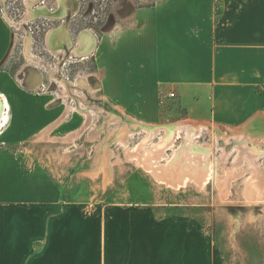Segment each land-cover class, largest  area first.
<instances>
[{
	"label": "crops",
	"instance_id": "0c3cea01",
	"mask_svg": "<svg viewBox=\"0 0 264 264\" xmlns=\"http://www.w3.org/2000/svg\"><path fill=\"white\" fill-rule=\"evenodd\" d=\"M116 27L92 55L112 101L106 114L152 127L193 124L207 152V178L208 160L220 165L218 172L232 166L240 177L250 175V159L264 171V0H161L132 11L119 32ZM11 28L0 16V97L7 117L0 119V264H230L209 224L208 211L217 204L108 202L114 176L107 167L94 165L82 176L68 166L33 164L24 150L11 148L29 138L33 119L48 126L63 114L25 104L1 71ZM146 170L161 178L160 171ZM90 174L103 180L102 197ZM248 205L264 211V203ZM256 238L264 264V237Z\"/></svg>",
	"mask_w": 264,
	"mask_h": 264
},
{
	"label": "rangeland",
	"instance_id": "374dc122",
	"mask_svg": "<svg viewBox=\"0 0 264 264\" xmlns=\"http://www.w3.org/2000/svg\"><path fill=\"white\" fill-rule=\"evenodd\" d=\"M159 1L161 0H66L68 12L63 18L38 15L21 31L11 28L8 62L1 71L10 75L8 76L12 78L14 89L28 99L26 102L23 100L25 104L39 108L42 112L55 107L63 110V114L57 118L59 120L55 119L48 126L39 120L36 123L33 119L30 124L34 131L29 138L21 144L11 145V148L24 150L23 155L34 158L31 160L33 164L48 162L54 167L68 166L80 171L82 176H88L86 173L92 172L94 165L98 170L107 167L114 176L110 186L111 198L107 194L108 202L148 201L151 198L174 201L182 198L183 201L197 204H217L208 211L209 224L230 264H261L262 258L259 256L263 249H259L256 237H264V217L257 218L256 215L264 214V211L260 210L262 207L248 205L250 200L247 195L244 196L247 192L245 176L230 181L227 176H232V166L218 172L220 165L208 160L210 177L206 181L187 178L191 180L184 179L180 185L172 187L163 179H155L136 159V154H133V150L136 153L144 133L133 135L127 148L115 141L119 126L115 117L118 118V115L105 113L111 111L112 101L105 98L100 83V70L92 55L97 45H100V49L104 46L102 38L110 27L117 25L115 32H119L121 24L132 11ZM58 3V0H0V16L7 14L11 20L21 22L26 17L27 10L33 11L46 6L51 12H57L60 8ZM64 23L66 27L62 35L65 39L57 40L65 53H56L48 46L47 34L59 29ZM84 34L90 35L93 50L88 56L73 57L70 51L85 43ZM116 104L119 105V102L116 101L113 105ZM123 120L128 119L124 117ZM52 124L57 125L52 129ZM55 128L58 129L54 132ZM182 136L184 135L178 139L176 148L183 142ZM215 139L219 141L216 135ZM208 151L211 154L213 152ZM220 164L225 166L226 162ZM90 177L97 190V197H102L100 190L105 188L103 180L94 174H90ZM219 191L223 192L219 195ZM223 194L226 195L223 197ZM259 202L250 203L257 205ZM263 203L264 201L259 204Z\"/></svg>",
	"mask_w": 264,
	"mask_h": 264
},
{
	"label": "bare ground",
	"instance_id": "6f19581e",
	"mask_svg": "<svg viewBox=\"0 0 264 264\" xmlns=\"http://www.w3.org/2000/svg\"><path fill=\"white\" fill-rule=\"evenodd\" d=\"M58 1H59L58 4H60V8L57 12H51V10H48L45 6V7H39L38 9L33 10V11H31L30 9H29V11L27 10V15L21 22H15V21L11 20L7 16V14H4V16H2V17L5 19V21L11 27L15 28V30L21 31L24 29L25 25H27L29 22H31L38 15L47 16L48 18L49 17L63 18L64 14L66 15L68 12L66 10V6H65L66 0H58ZM33 2H34V0H33ZM33 4L35 5V3H33ZM65 27H66V23H64L61 28L54 29V30H51L48 32V35H47L48 46H49L50 50H52L56 53L57 52L65 53V49L59 43L57 46H55V44H54L55 40L57 41V38L61 39V40L65 39V37L62 35L63 29ZM83 37L85 39V43L80 48H77V49L70 51L73 57L74 56H80V55H82V56L87 55L88 56V54L90 52H92L94 45H93V41H91L92 39H91L90 35L84 34ZM67 88H66V90H67ZM0 105H2V109L0 112V119L3 118L4 119L3 122L5 123L7 121V117H6V114L3 112L4 111L3 110L4 105H3V101L1 99V97H0ZM6 107H7V105H6ZM10 110H12V109H10ZM112 116H114V115H112ZM116 119H117V121H119V126L116 129L117 132L115 135V141H117V143H120L121 146L127 148V144H129L128 141L130 140V138L133 135L136 136V135H140V134L144 133L145 135H144L143 139L141 140V143H139V145L136 149V153H134V150H133V154H136L135 155L136 159H138V161L142 164V166L145 167V169L151 170L153 172H159L160 171L161 172L160 173L161 174L160 179H163L165 181V183H168V185H170L172 187H177L178 185H180L184 181V179L191 180V179H187V178H201L205 181L209 178V177L207 178V173H206V170H207L206 160L203 158L207 152L203 151L204 146H202L196 140L198 130L196 128H194L193 124L182 122L180 124H177V125H174L171 127L170 126L152 127V126H144V125L139 124L135 121H133L135 123H133L131 121L128 122V120L124 121L119 116H118V118L115 117V120ZM1 124H2V121H0V126H3V124L2 125ZM56 125H54V126H56ZM0 132H2V131H0ZM162 132H164V133H162ZM160 133H162V134H160ZM178 135H180V136L184 135V136H182L184 138V140H183L182 144L179 146V148L177 147L175 149V147H174L175 141L174 140L176 139V137H178ZM109 136H110V134H109ZM105 141H106V139H105ZM113 143H114V140H113ZM243 143H244L243 139H241L239 145L242 146ZM105 145H107V144L105 143ZM105 145H102V146H105ZM106 147H108V146H106ZM241 148H243V147H241ZM106 151L109 152V150H106ZM250 153L253 157H256L258 155V154H255L256 150L254 148H253V150L251 149ZM109 155H110V153H109ZM239 158L241 159L242 155H240ZM249 164L251 166V169H250L251 173L248 177L244 178V180H245L244 183L246 184L245 187L247 189V192L245 191L246 194L244 193V196L247 195L250 202H254V203H257L259 201L262 202V201H264V173H262L263 167L261 165H259V163H257V162H252L251 159L249 161ZM242 174L243 173H237V175H235L233 173L232 176H227V177H229L230 181H234V180L236 181V179L237 180L241 179L240 176ZM230 175H231V173H230ZM186 176H187V178H185ZM218 179H221V178H218ZM222 179H223V177H222ZM203 180H202V182H203ZM197 181H199V180L197 179ZM227 183H228V181H227ZM200 185H202V184H200ZM222 192L223 191H221V193ZM221 193L219 191V195ZM224 195H226V194H223V197H224ZM250 202H248V203L251 204ZM261 202H259V203H261Z\"/></svg>",
	"mask_w": 264,
	"mask_h": 264
},
{
	"label": "built area",
	"instance_id": "2783aa9c",
	"mask_svg": "<svg viewBox=\"0 0 264 264\" xmlns=\"http://www.w3.org/2000/svg\"><path fill=\"white\" fill-rule=\"evenodd\" d=\"M170 97H174V94H171Z\"/></svg>",
	"mask_w": 264,
	"mask_h": 264
},
{
	"label": "water",
	"instance_id": "95a60500",
	"mask_svg": "<svg viewBox=\"0 0 264 264\" xmlns=\"http://www.w3.org/2000/svg\"><path fill=\"white\" fill-rule=\"evenodd\" d=\"M1 109H2V105H0V112H1Z\"/></svg>",
	"mask_w": 264,
	"mask_h": 264
}]
</instances>
